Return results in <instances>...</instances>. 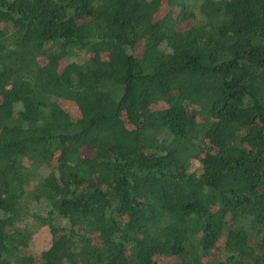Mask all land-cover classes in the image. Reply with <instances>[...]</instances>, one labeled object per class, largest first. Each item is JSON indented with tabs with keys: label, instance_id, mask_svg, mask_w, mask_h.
I'll return each mask as SVG.
<instances>
[{
	"label": "trees",
	"instance_id": "obj_1",
	"mask_svg": "<svg viewBox=\"0 0 264 264\" xmlns=\"http://www.w3.org/2000/svg\"><path fill=\"white\" fill-rule=\"evenodd\" d=\"M0 264H264V0H0Z\"/></svg>",
	"mask_w": 264,
	"mask_h": 264
},
{
	"label": "rangeland",
	"instance_id": "obj_2",
	"mask_svg": "<svg viewBox=\"0 0 264 264\" xmlns=\"http://www.w3.org/2000/svg\"><path fill=\"white\" fill-rule=\"evenodd\" d=\"M139 52H140V44L137 45L134 50L135 55H139ZM63 107L68 111L72 119L76 118L77 112L70 104L63 103ZM81 154L83 156H86L89 154V151L86 149H83L81 151ZM188 171L198 174L200 171V164L196 160H191L188 166ZM38 208L41 209L40 207ZM48 239H49V235L47 231L45 230V227L37 228L29 240V245H28L29 251L32 253L38 252L40 249L44 248L47 245ZM216 253H219V251H217ZM171 260H174V259H171Z\"/></svg>",
	"mask_w": 264,
	"mask_h": 264
}]
</instances>
